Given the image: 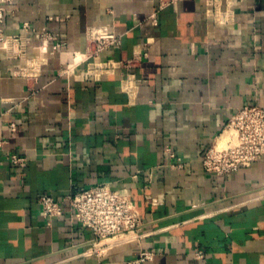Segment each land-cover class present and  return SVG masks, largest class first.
<instances>
[{
  "label": "crops",
  "instance_id": "crops-1",
  "mask_svg": "<svg viewBox=\"0 0 264 264\" xmlns=\"http://www.w3.org/2000/svg\"><path fill=\"white\" fill-rule=\"evenodd\" d=\"M220 1L223 24L207 0L8 5L9 45L0 46V264H127L143 251L154 254L144 264H264V156L225 176L203 166L239 109L264 108V0ZM92 27L121 36V47L102 60H140L88 73L81 60ZM56 43L61 50L47 57ZM12 155L25 166L13 165ZM100 184L129 196L143 221L140 242L101 256L87 253L93 233L65 200ZM42 193L63 210L50 222Z\"/></svg>",
  "mask_w": 264,
  "mask_h": 264
},
{
  "label": "built area",
  "instance_id": "built-area-1",
  "mask_svg": "<svg viewBox=\"0 0 264 264\" xmlns=\"http://www.w3.org/2000/svg\"><path fill=\"white\" fill-rule=\"evenodd\" d=\"M160 1L163 7L178 2V0ZM13 2L14 0H0V46L5 49H8L9 41L4 24L7 7ZM207 3L210 7L209 14L218 23H225L227 20L220 15L223 12L220 7L221 1L207 0ZM87 38L89 48L81 62L89 61L88 73L95 77L130 67L141 58V55H135L129 61L102 60L101 55L104 52L118 49L122 43L121 36L106 27L90 28ZM61 46L56 43L51 46V50L47 49V53L49 55L56 53L61 50ZM74 55L77 57L78 54ZM33 72H36L35 69ZM12 127L14 129V125ZM227 131L229 132L227 141L223 145H218L216 142L203 157V166L208 173L219 176L229 175L241 168L250 167L264 156V108L246 106L239 109L227 124L224 133ZM170 154L173 156V153ZM10 161L13 165L25 166V159L17 155H12ZM65 200L71 208L75 221L91 229L93 233L87 253L101 256L116 245L141 241L140 229L143 221L135 204L129 196L112 189L109 185L100 184L72 192ZM38 203L44 218L49 222L63 214L60 202L50 193H42L38 197ZM153 255L152 252L143 251L127 264H144L152 260ZM196 256L200 259L204 254L197 250Z\"/></svg>",
  "mask_w": 264,
  "mask_h": 264
},
{
  "label": "bare ground",
  "instance_id": "bare-ground-1",
  "mask_svg": "<svg viewBox=\"0 0 264 264\" xmlns=\"http://www.w3.org/2000/svg\"><path fill=\"white\" fill-rule=\"evenodd\" d=\"M42 51V50H41ZM78 56V55H77ZM79 57V56H78ZM84 57V56H83ZM46 61V60H45ZM229 132L227 131V132H225V133H223V135L221 136V137H219L218 138V140H217V144L218 145H223L226 141H227V139H228V137H229Z\"/></svg>",
  "mask_w": 264,
  "mask_h": 264
},
{
  "label": "rangeland",
  "instance_id": "rangeland-1",
  "mask_svg": "<svg viewBox=\"0 0 264 264\" xmlns=\"http://www.w3.org/2000/svg\"><path fill=\"white\" fill-rule=\"evenodd\" d=\"M40 48H41V47H40ZM48 55H49V54L47 53V57H48ZM37 60L39 61V58H38L37 55H35V56L32 58V61H33V62L31 63L32 66H33V69H35V71H36V69H38V67H37ZM222 135H223V134H222ZM222 135H221V136H222ZM221 136H220V137H221ZM214 144H215V143H214ZM214 144H213V145H214ZM213 145H212V146H213Z\"/></svg>",
  "mask_w": 264,
  "mask_h": 264
}]
</instances>
